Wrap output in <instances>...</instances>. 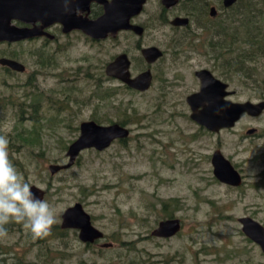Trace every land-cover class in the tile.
<instances>
[{"label":"rangeland","instance_id":"rangeland-1","mask_svg":"<svg viewBox=\"0 0 264 264\" xmlns=\"http://www.w3.org/2000/svg\"><path fill=\"white\" fill-rule=\"evenodd\" d=\"M209 1L222 13V0ZM156 3L142 21L152 25L149 20L159 13ZM223 21L212 22L213 43ZM155 26L144 42L161 46L167 55L155 66L152 89L143 94L106 80L104 66L112 57L132 51L128 36L92 44L75 34L49 50H42L41 42L11 49L0 45V58L18 54L27 67L24 74L0 68V135L9 140L10 159L31 186L47 193L45 200L57 209L55 226L69 207L81 203L106 236L88 249L76 231L57 237L51 231L39 243L21 226L0 238V259H22L23 264H264V255L247 242L239 222L252 217L264 225V113L257 118L245 114L234 128L211 137L190 119L186 102L199 90L195 72L201 69L229 84L234 92L229 100L261 102L264 57L245 64L257 67L260 75L251 77L247 69L235 73L221 52L210 49V33L200 34L193 26L200 41L174 46L165 28ZM243 30L237 23L231 33ZM37 52L50 56L53 65H38ZM223 53L230 58V52ZM106 90L114 95L105 97ZM123 120L132 130L127 142H115L104 152L84 151L72 168L51 175L50 165L68 163V148L79 138L83 122L110 125ZM250 129L257 134L248 135ZM28 135L39 138L41 146L26 143L23 136ZM217 150L243 175L242 187L219 182L213 165L211 177L210 154ZM171 216L182 221L181 232L167 240L152 237ZM104 243L114 246L101 248Z\"/></svg>","mask_w":264,"mask_h":264},{"label":"water","instance_id":"water-1","mask_svg":"<svg viewBox=\"0 0 264 264\" xmlns=\"http://www.w3.org/2000/svg\"><path fill=\"white\" fill-rule=\"evenodd\" d=\"M77 1L71 0L69 4L64 2L69 10L66 19L65 17H60V13L57 11L59 3H55L53 0H0V43L6 41L11 43L19 42L39 37L42 34L43 28L19 29L12 25L13 21L34 23L36 20H40L45 26L60 22L65 26V31L80 29L96 38H105L108 32L116 35L118 30L129 27L127 25L129 17L138 15L146 2V0H137V4L133 5V10L125 19L123 14L119 15L116 12L121 2H113L108 6L111 8H107L106 15L101 20L89 22L87 20L75 21V18H73ZM223 1L225 7H232L239 2V0ZM213 10L215 12V9ZM152 52L161 56V53L156 49L148 51V53ZM0 64L17 72L25 71V66L17 61L1 59ZM129 67L130 62L127 57L122 56L107 67L106 73L122 80L133 89L142 92L149 90L152 82L151 75L146 73L136 79H131ZM197 76L201 79V91L190 96L187 102L192 109V120L208 130L220 133L224 129L234 128L244 114L251 117H259L264 112V101L255 103L229 100L228 97L232 96L234 92L229 91V86L222 83L209 71L199 72ZM129 136L130 130L119 124L103 126L94 121L83 122L80 126L79 138L68 148V163L64 165L52 164L49 166V171L52 176L66 171L76 164L84 151L95 150L103 152L114 141L127 139ZM212 165L214 176L219 182L235 187L242 185L243 179L240 172L224 156L222 151L217 150L213 154ZM32 191L37 198L45 200L46 192L43 189L33 185ZM240 223L243 226V233L260 245L264 253V225L250 217L241 218ZM62 228L78 230L79 239L84 243H93L95 240L105 238V234L93 225L91 215L81 203H76L64 212L62 215ZM181 230V221L179 219H170L161 222L152 232V236L172 238L180 233ZM108 246L111 245H105V247Z\"/></svg>","mask_w":264,"mask_h":264},{"label":"flooded vegetation","instance_id":"flooded-vegetation-1","mask_svg":"<svg viewBox=\"0 0 264 264\" xmlns=\"http://www.w3.org/2000/svg\"><path fill=\"white\" fill-rule=\"evenodd\" d=\"M53 1L55 3H59L57 11L60 13V17L61 18L65 17L67 19V16H68L67 14H68L69 10L67 9V6H66V4H64V2L69 4V2L71 0H53ZM155 1L157 2L156 4L158 6V12L159 13L155 18L149 20V22L152 23V25H151L146 21H142L141 19H142L143 15L147 13V8L150 7L151 3L155 2ZM113 2H119V3L121 2L120 5L118 4L119 6H118V9L116 10V12L119 15L123 14L124 19L128 17L129 13L133 10L134 6L137 4V0H102V2H101V0H78L77 6H75L76 9L74 11V15H73L74 17L73 18H75V21L87 20L89 22H97V21L101 20L106 15L107 8H109V9L111 8L108 6L110 4H112ZM131 5H132V7H131ZM234 6L225 7L224 1L222 0V5H221L222 13H220L218 8L215 6H212V4L209 0H146V2L142 6L141 12L138 15H134V16L129 17V19L127 21L128 22L127 25L129 26L128 28H122V29L118 30L116 35H112V32H108L107 37H105V38L93 37V35L91 36V35L85 33L83 30H80V29H71V30H69V32L65 31V26L60 22H56L54 24L45 26L44 23L40 20H36L34 23H25V22H21V21H13L12 25H14L16 28H19V29L43 28V30L41 31L42 34L39 37H35L32 39H27V40H22L19 42H13V43L7 42V41L2 42V43H0V45H4V46L8 47L9 49H11L15 46H22L24 44L33 43V42H41V43H43L42 50H49V49L53 48V47L51 48L52 45L60 44L63 39L67 40L68 38L72 37L75 34L83 36L87 41H89L92 44H102V43L107 42V41L118 42L122 36H124V35L128 36V40H131L132 51H130V52H129V50L124 51V52L119 53V54L115 55L114 57H112V59L104 66V72L106 75V80L116 81V82L120 83L121 88H124L125 90L143 94V93L149 92L152 89L153 84L155 83V80H156V74L154 73L155 72V66L159 65L166 58V55H167V51L165 49H163L161 46L155 45V44H146V42H144V39L147 35H149L150 30L153 27H156L155 25H157V27L165 28L162 30L165 33H167V35L170 37L169 43H173L172 45H174V46L180 45L181 43H183L185 41L188 43H191L192 41L194 42L197 39H199L198 41H200L199 32L197 30L192 29L193 26H197L198 30H200V32H201L200 34L207 35V33L208 34L210 33L211 40L209 42V46H210V49L212 50V22L215 23L218 20L220 21V20L228 19V17L230 16L229 12L232 10V8ZM213 9H215V12ZM223 13H225V15H223ZM221 14L223 17L224 16H226V17L224 19H222ZM69 18H70V16H69ZM158 30L160 31V29H158ZM93 33H96V32H93ZM60 48H61V46L59 45L58 49H60ZM153 49L158 50L161 53V56H158L154 52L148 53V51L153 50ZM53 52H57V51H53ZM37 53L38 54L42 53L41 55L35 54L37 56V59H38V65H40L44 68H48V67L53 65L50 56L45 55L46 54L45 52H37ZM122 56H126L128 61L130 62L129 69H130L131 79H136V78H138L141 75L146 74V73H149L151 75L152 82H151V87L149 90L142 92V91H139L137 89H133V88L129 87L127 84H125L122 80H120L116 77H113V76H109L106 73L107 67L110 64L114 63L118 58H120ZM221 58L223 60L225 59L224 56H222ZM1 59H9V60L17 61V62L21 63L22 65H24L20 61V56L18 54L11 53L10 55H5L4 57H1L0 60ZM229 59H231V54H230ZM140 62L142 63V67H140V69H138L137 64ZM224 62H225V65L227 67L230 65V63H231V65H233L231 61H229V62L224 61ZM238 64H240L242 68L246 67L245 64H242L241 62H238V61L235 62V65H238ZM24 66H25L24 72H17V71H14L7 66H2L0 64V68L9 74H14V73L24 74V73H26L27 67H26V65H24ZM134 69H138L139 71L137 73H134ZM202 71H209L211 74H213L212 71L209 69H201V70L195 72V76L199 80L200 87H199L198 91L193 92L192 94H190L186 98V102L190 96H192L196 93H199L201 91L202 83H201V79L197 76V73L202 72ZM229 76H231V73L230 74L228 73V75L226 77H229ZM218 80H220V79H218ZM220 81L229 86L228 83H226L222 80H220ZM121 88L119 87L118 90H120ZM228 90L230 91V86H229ZM108 91L109 90H106L105 92H108ZM109 92L112 93L113 91H109ZM103 94L104 93H100V98L102 99L101 101L104 100L102 97V96H104ZM112 94L114 95V93H112ZM105 95H106V93H105ZM233 95L234 94H232V96ZM262 101H264V100H262ZM187 104H188V102H187ZM119 106H120L119 110H121L123 104L120 103ZM188 106L190 107L189 104H188ZM190 110H191L190 119L192 120V109H191V107H190ZM253 118H257V117H253ZM192 121L194 123H196L194 120H192ZM86 122H88V121H86ZM114 124L121 125V123H112L110 125H103V126H111ZM196 124L201 129V132L208 133V135L211 137H212V133H215V132H212L211 130H208L206 127L199 125L198 123H196ZM121 126L126 127L127 129L130 130V136L127 139H118V140L114 141L112 143V145L115 142L125 143L131 138L132 130L130 128H128L127 120L125 121V125H121ZM247 134L251 135V136L255 135V134H257V130L256 129H250V130H248ZM212 157L213 156H212V152H211V154H210L211 177H212ZM241 176L243 179V183L241 186H238V187L230 186V185H227V186L232 187V188L242 187L244 184V177H243V175H241ZM46 195H47V193H46ZM91 218H92V216H91ZM250 218H252V217H250ZM170 219H178V218L172 217ZM170 219H166L163 221H167ZM240 219H239V222H240ZM163 221H161V222H163ZM92 223L95 226L93 219H92ZM181 223H182V221H181ZM21 226L22 225L15 224V223H11L9 225H6L8 232H12L13 229L16 230ZM54 228H58V229L60 228V230H61V231L59 230L60 232L58 233L57 236H62L67 231H76L78 233V237H79V231L78 230L63 229L62 228V217H61L60 226L58 227V226L54 225L53 229ZM242 228H243V226H242ZM242 232H243V229H242ZM151 236H152V233H151ZM176 236H174V237H176ZM152 237H154V236H152ZM174 237H172V238H174ZM154 238H158V237H154ZM172 238H158V239L167 240V239H172ZM105 239H106V236L104 239L95 240L93 243H84L80 239L79 240L83 244H85L86 248L90 249V248L98 246L99 245L98 243L101 241H104ZM246 240H247V242H251L255 246H257L261 250L262 254L264 255L263 249L261 248L260 245H258L257 243H255L253 240H251L248 237L246 238ZM38 241H39V243H42V239H38ZM106 244L111 245V246L105 247ZM113 246H114V243H104V244H102L101 248H112ZM1 255H3V254L0 252V256ZM8 260L9 259H7V258L0 259V264H23L22 259H17V260L15 259V261H13V263H10Z\"/></svg>","mask_w":264,"mask_h":264},{"label":"clouds","instance_id":"clouds-1","mask_svg":"<svg viewBox=\"0 0 264 264\" xmlns=\"http://www.w3.org/2000/svg\"><path fill=\"white\" fill-rule=\"evenodd\" d=\"M20 224L34 239L51 234L57 223V209L39 199L9 155V140L0 135V238L8 236L6 225Z\"/></svg>","mask_w":264,"mask_h":264},{"label":"trees","instance_id":"trees-1","mask_svg":"<svg viewBox=\"0 0 264 264\" xmlns=\"http://www.w3.org/2000/svg\"><path fill=\"white\" fill-rule=\"evenodd\" d=\"M240 0L229 12L230 16L224 20L221 25L216 28L213 36L218 40L213 43L212 46L221 52L224 56V51L231 53V59L225 58V61H231L229 69L232 72L239 73L247 69L251 77L260 75L258 68H242L240 64L235 65V62H241L242 64L259 63L260 59L264 57V0ZM258 4L262 5V8H255ZM262 9V10H260ZM240 23L243 27V31H238L234 34L231 31L235 30V25ZM238 29V28H237ZM214 39V38H213ZM223 60V61H224ZM264 84V82H263ZM264 88V85H261ZM111 92H106L105 97H110ZM264 93V92H263ZM38 101V98L35 97ZM126 121V120H125ZM123 120L121 125H125ZM32 135V134H31ZM28 135L24 137L26 143L31 145H40L42 141L39 138H33ZM171 216L170 218H172ZM60 231L58 228L53 229L52 237H57Z\"/></svg>","mask_w":264,"mask_h":264}]
</instances>
